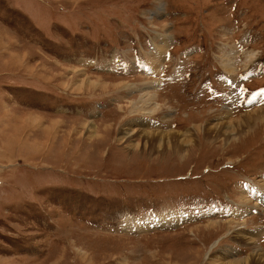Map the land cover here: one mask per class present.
<instances>
[{"label":"rangeland","instance_id":"1","mask_svg":"<svg viewBox=\"0 0 264 264\" xmlns=\"http://www.w3.org/2000/svg\"><path fill=\"white\" fill-rule=\"evenodd\" d=\"M160 60L162 73L146 70ZM82 72L109 86L79 89ZM146 90L160 108L133 114ZM261 91L264 0H0V264H211L223 249L264 250V124L205 133L264 110ZM138 119L151 134L203 127L193 144L145 148L121 132Z\"/></svg>","mask_w":264,"mask_h":264},{"label":"bare ground","instance_id":"2","mask_svg":"<svg viewBox=\"0 0 264 264\" xmlns=\"http://www.w3.org/2000/svg\"><path fill=\"white\" fill-rule=\"evenodd\" d=\"M248 53H250V52H248ZM248 53L245 51L244 57L249 58ZM162 62H163V60L162 61L160 60V62H157V63L155 62L153 64L154 66H153L152 70H153L154 74L159 75L160 73H162V70H160ZM221 65L226 72H228V73L234 72L236 69V56L235 57L229 56V55L225 56ZM74 72H75V70H74ZM78 73H80V72L78 71ZM82 74L84 75V77L82 76V77L78 78V82L76 83L77 87L79 89H83V88H90L91 89L94 87H101L102 90H104L107 88V86H109L107 83H105V81L102 77L97 76L98 79H94L92 76H90L86 73L82 72ZM120 84L121 83H116V84H114V87H119ZM147 90H148V88H147ZM147 90L144 94L141 95V98L138 102L134 101L136 103L134 104L133 109H132L133 114H146V113L151 114L152 112L156 111L157 108H160L158 106L159 103L157 102V97H158L157 93H156V95H153L151 91H147ZM262 96H264L263 93L260 96L258 95L256 102L262 101ZM132 112H131V114H132ZM230 113L231 112H229V114ZM259 124H262V125L264 124V110H263V108L257 109L254 111L251 110L250 112H247V114L245 116H243L241 119L234 120L233 122H225L224 124L223 123L219 124V122H218V123H214L213 125H211V123H209L208 126H206L207 129L206 130L204 129V130H205L206 136L209 138H210L211 132H213L215 130L214 131L215 134H214V136H212L211 139L222 137L224 140H229L230 138H237L239 135H242V133L252 129L255 125L259 126ZM152 126H154L152 121H146L145 119H142V120L138 119L136 121L126 123L123 126L121 132H125L124 137H126L129 134V132H132L133 135H137V137H139V136L143 137L142 138L143 142L135 144V145L143 144V146L146 148L147 146H152L153 145L152 142H154L155 145H157L161 148L162 145L173 146V145L179 144L181 146H185V145L193 144L195 141V136H194L195 131L196 130L199 131L203 127V126L201 127V125L196 126L195 128H193L192 130H190L186 134H183V133L181 134L178 132H166L164 130H161L160 132H153L151 134V131L149 132V130L152 128ZM256 126H255V128H256ZM208 128H212V129L209 130ZM135 131H137L139 133H134ZM130 136H132V135H129V137ZM242 199L244 200V197ZM260 200H262V196L258 197V202ZM162 221L165 224H169V223L176 224V223H180L182 220L180 221L179 216H175L172 218L170 217L169 219H163ZM153 222L155 223V220ZM209 224L211 226H213V225H218L220 223L213 222V223H209ZM238 224H240V223H238ZM221 226H222V224H221ZM243 231L242 230L237 231L236 232V238L240 239L241 241H244L247 244L255 245V243H249L248 242V240H252V236L254 237V235H252L249 232H246V231L243 232ZM247 233H249V234H247ZM251 248L253 249V246H251ZM219 255L222 256L221 259L218 258ZM233 256H235V255H233V253L230 250L223 249L222 251L216 253L215 255H213L210 258L213 260L211 262V264H264V250L261 248H255L252 251V253L249 254L247 257L244 256L245 258H236L237 260H233ZM230 257H232V259Z\"/></svg>","mask_w":264,"mask_h":264}]
</instances>
